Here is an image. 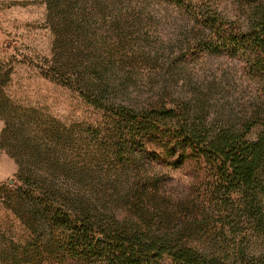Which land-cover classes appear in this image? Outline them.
<instances>
[{"label":"rangeland","instance_id":"obj_1","mask_svg":"<svg viewBox=\"0 0 264 264\" xmlns=\"http://www.w3.org/2000/svg\"><path fill=\"white\" fill-rule=\"evenodd\" d=\"M263 8L0 0V264H97L84 230L96 243L145 236L206 264L264 258V181L255 195L227 192L182 130L246 142L264 130L243 134L264 114V69L229 52Z\"/></svg>","mask_w":264,"mask_h":264},{"label":"trees","instance_id":"obj_2","mask_svg":"<svg viewBox=\"0 0 264 264\" xmlns=\"http://www.w3.org/2000/svg\"><path fill=\"white\" fill-rule=\"evenodd\" d=\"M231 46L228 49L233 54L244 50L254 53L258 62L257 67L264 69V8L259 9L257 16L250 20L249 29L245 34L239 32L232 37ZM207 49L212 51L210 48ZM260 118L252 125H245L243 134L246 135L255 124H260L264 128V114ZM182 130L186 138L185 142L190 146H196L206 163L220 171L222 177L226 179L229 186L227 192L241 191L244 195L250 196L262 190L264 130L252 142H246L243 140L244 136L233 135L230 132H221L208 137V134L201 129L182 126ZM80 235L78 241L85 250L93 249L96 245L99 252L96 257L99 262L97 264H151L154 259H161L164 256L169 257L172 264H206L190 249L171 252L166 249L163 242H149L145 236L137 235L131 240H122L120 236L116 237V234L107 231L106 240L103 243H96L85 230ZM99 247L101 250L98 249ZM79 248L82 247H72L69 254L77 258ZM233 264H264V258L246 260L242 258Z\"/></svg>","mask_w":264,"mask_h":264}]
</instances>
